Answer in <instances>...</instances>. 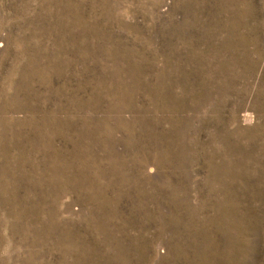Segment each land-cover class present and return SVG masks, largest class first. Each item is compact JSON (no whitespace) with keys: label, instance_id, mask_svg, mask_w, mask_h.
Segmentation results:
<instances>
[{"label":"rangeland","instance_id":"1","mask_svg":"<svg viewBox=\"0 0 264 264\" xmlns=\"http://www.w3.org/2000/svg\"><path fill=\"white\" fill-rule=\"evenodd\" d=\"M0 264H264V0H0Z\"/></svg>","mask_w":264,"mask_h":264}]
</instances>
